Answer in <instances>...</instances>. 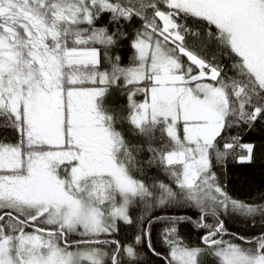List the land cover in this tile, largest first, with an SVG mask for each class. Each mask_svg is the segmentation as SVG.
<instances>
[{
	"label": "snow or ice",
	"instance_id": "snow-or-ice-1",
	"mask_svg": "<svg viewBox=\"0 0 264 264\" xmlns=\"http://www.w3.org/2000/svg\"><path fill=\"white\" fill-rule=\"evenodd\" d=\"M112 88L126 110L105 104ZM123 124L171 183L134 174ZM240 125H264V0H0V264H142L141 245L164 264H264V203L233 198L215 171L264 161V146L226 139ZM157 209L196 217L155 216L166 254ZM186 224L203 246L184 243Z\"/></svg>",
	"mask_w": 264,
	"mask_h": 264
},
{
	"label": "trees",
	"instance_id": "trees-1",
	"mask_svg": "<svg viewBox=\"0 0 264 264\" xmlns=\"http://www.w3.org/2000/svg\"><path fill=\"white\" fill-rule=\"evenodd\" d=\"M133 29H129L131 32ZM194 45L200 51V54L208 60H212L215 56L217 62H221L225 70H229V65L225 63L227 57L221 60L220 53L217 51L216 46L211 42L196 41L194 38H190ZM119 54L122 56L125 62L128 61L130 56V49L126 42H123L118 49ZM230 74V73H229ZM105 104L109 106L112 110H126L127 98L120 90L112 88L108 95L105 97ZM124 130V134L127 137L131 145H138L139 149L134 150L137 167L134 169V174L143 179L146 183L151 184L155 180H163L166 183H171L167 178L166 174L163 172L162 168L157 165H149L148 158L150 153L147 151V142L144 137L139 135H133L129 131V125L123 124L118 125ZM10 130L0 129V135H8ZM232 136L240 137L241 143H254L258 148L264 146V125L253 127L251 129L246 126L240 125L229 130L226 139H230ZM154 146H159V141L154 142ZM217 175L221 180L227 184V191L230 196L235 199L242 200L244 202L253 203L259 202L264 203V161H258L255 166L250 165H240L229 159L224 165H217L215 168ZM193 215L195 219L194 210H168L161 211L156 210L152 214L153 224L151 227L152 232V242L153 245L163 254H166L167 249L162 243V232L165 227L163 221H155V216H168V215ZM132 215L134 218L141 215H146L144 213L143 206H137L132 209ZM227 226L230 231L242 232L246 235H252L253 229H244L238 222V219H229L227 221ZM258 231V229H257ZM136 234V229L132 226L123 225L121 232L119 234V239L126 243H132L134 236ZM179 235L183 239L184 243L190 247L203 246L201 243V230L194 228L190 224L181 225L179 229ZM228 238V237H226ZM141 248V258L142 264H164L160 257L152 256L147 252L144 245L139 246ZM206 264H214V258L211 256L205 257Z\"/></svg>",
	"mask_w": 264,
	"mask_h": 264
}]
</instances>
